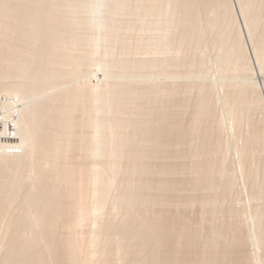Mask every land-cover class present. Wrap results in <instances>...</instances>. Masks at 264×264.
I'll return each mask as SVG.
<instances>
[{
	"label": "rangeland",
	"instance_id": "rangeland-1",
	"mask_svg": "<svg viewBox=\"0 0 264 264\" xmlns=\"http://www.w3.org/2000/svg\"><path fill=\"white\" fill-rule=\"evenodd\" d=\"M208 1L204 5L202 0H0V16L3 18L6 6L8 13L9 7L11 10V6H15L19 10L23 5L22 8L29 5L27 9L37 8V12L39 9L45 13H38L41 16L36 15V19L31 16L30 20L23 18L24 25L18 22L20 16L18 10L14 15V8L13 12L10 11L13 15L9 13L13 18L7 14L2 22L0 17V36L3 41L7 39L5 44L0 43L2 53L8 46V38L12 37L8 29L13 30L17 21L16 29L20 30L22 26L21 29L26 31L16 30L17 33L32 34L27 33V38L22 35L21 39L18 38L20 40L14 38L17 43L14 44L12 40L17 33L13 30L15 35L10 45L14 44L16 49L17 41L21 43L23 40L22 45L26 44L23 45L26 48L21 50L29 47L31 52L36 50L40 55L48 53L54 56L53 62L50 61L52 64L48 61L50 66L44 57L38 59L40 63H47V72L53 70L48 76L46 74L43 82L40 81L42 84L26 70H37V66L41 68L43 64L37 65L34 60L37 54H32L35 56L31 59L32 69L26 60L29 58H23L26 56L24 49V52L18 51L24 53L23 56L16 55V51L13 58L20 57L24 65L28 61L30 69L25 68L26 72L20 76L15 74L17 78L10 74H5L8 77L0 76L4 80L0 79V107L3 106L0 114L8 115L13 110V123L18 119L13 124L15 134L12 139L18 144L14 148H1L0 144V170L8 167L4 164L11 163L8 158L15 157L21 161L25 154L31 157V153H27L29 141L43 134L38 131L36 134L33 132L32 137L22 136L28 126L23 127L21 112L27 113L46 103L60 107L66 105L67 108L69 104L66 103L72 102L73 108L76 103L66 92L74 87H91L94 91L90 90L95 92L94 100L91 99L94 106L90 100L87 108L82 105L81 110L80 105H75L74 108L80 111L73 108L75 111L68 113L77 117L74 125V120L72 125L68 122V127L73 126L71 129L62 131V128L55 127L63 132L57 131L59 136H67L66 139L63 135V142L68 140L70 131L69 140L78 138L80 141L88 135L91 141L85 140L84 136L85 142L77 139V143L87 144L86 147L83 144L86 149L90 145L92 150L84 151L79 149V145V151L72 147L74 150L67 152L70 144L63 143L62 146L67 145L68 149L59 151L58 143L54 144V139L59 136L55 134L53 139H48L49 144L54 142L49 147H56L60 153L64 150L69 153L64 154L67 155L66 164L74 167V171L80 170L79 166L82 164L84 167L85 163H90L89 167L86 164L88 169L84 168L86 172L92 169L91 177L87 175L89 172L85 175L87 180L82 175L83 168L82 172L78 170V174L73 172V179L81 172L79 177L91 183L90 189L81 179L85 188L90 189H86L85 197L91 192L90 198L84 197L88 204L84 200L82 203L88 207L82 205L77 210L82 215L80 209L87 208L84 216L75 217L80 219L75 223L81 225L72 224L73 227L69 224L68 227L77 226L72 229L76 235H72L82 238L85 245H79L82 250L81 247L80 250L78 246L76 248L79 253L85 249L83 257H88L85 263V257L78 259L75 250L73 262L77 259L84 264H188L190 260L203 258L204 261L217 260L222 264H264V0ZM5 22L11 27L8 25L10 28L5 29ZM1 23H5V32H2ZM8 47L13 48L12 45ZM7 53L10 55L11 51ZM29 53L27 56L32 58ZM21 59L12 60V64L20 62L23 66ZM24 75L32 79L24 80L21 77ZM20 82L25 84L20 85ZM17 83L22 91L17 88ZM82 100L78 103L82 104L86 99ZM90 106L93 110L91 119L89 112L85 117L89 115L92 123L85 122L89 127H81L79 125L83 123H79L78 117L85 119L84 112L83 115L80 113L85 109V112L87 109L91 111ZM39 122L37 126L44 125ZM30 125L29 131L26 129L28 133L30 129L35 131L34 128H39L32 123ZM24 137L27 141L21 142ZM55 150L48 154L36 152L32 158L26 155L32 161L25 159L24 162H29L32 168L29 165V170L25 169L26 166L20 167L16 170L19 173H14L18 179L13 176L12 180L16 183L26 179V182L21 180L13 186L10 182L13 174L9 173L10 178H5L10 183L9 187H14V196L12 191V198L10 194L8 197L2 194L9 198L10 205L6 206L4 216H0V264H61L65 260L62 246L65 237L70 238L66 234L71 230L66 228L67 221L74 223L71 220L75 218L71 216L77 214L76 208L75 213L69 207V211L64 208L69 215L66 211L56 213L57 216L61 214L60 219L56 214L52 215L57 222L52 217L49 226L51 220L45 224L41 219L37 221V217L39 223L35 221L36 208L28 197L30 189L33 187V192V185L37 183L34 182L36 165H44L42 169L48 175L53 164L61 160L64 152L57 154ZM54 151L59 158L57 161L53 157ZM65 158L62 163L66 162ZM77 163L80 165L75 167ZM12 167L14 165L10 167L14 172ZM23 169L28 174L22 177ZM80 178L78 182L81 183ZM42 180L45 179L39 181ZM63 213L66 216L62 219ZM52 224L57 225L53 228ZM151 224H162L168 231L164 236L158 235L149 228ZM45 227L50 229L45 230ZM180 228L194 235L193 243L188 244L183 234L176 231ZM70 257L68 255L67 259ZM67 259L66 262L69 261Z\"/></svg>",
	"mask_w": 264,
	"mask_h": 264
},
{
	"label": "bare ground",
	"instance_id": "bare-ground-1",
	"mask_svg": "<svg viewBox=\"0 0 264 264\" xmlns=\"http://www.w3.org/2000/svg\"><path fill=\"white\" fill-rule=\"evenodd\" d=\"M7 1H10V0H7ZM211 1H212V0H211ZM184 2H185V1H184ZM188 2H189V1H188ZM188 2H187V3H188ZM191 2H192V0H191ZM202 2H205L204 5H206V2L209 3L210 1H208V0H207V1L202 0ZM0 3H1V2H0ZM11 3H12V2H11ZM212 3H213V2H212ZM188 4H189V3H188ZM188 4H187V6H188ZM190 4H191V3H190ZM201 4H202V3H201ZM210 4H211V3H210ZM1 5H2V4H1ZM220 5H221V4H220ZM2 6H4V5H2ZM8 6H9V5H8ZM10 6H11V5H10ZM23 6H24V5H23ZM23 6H22V7H23ZM38 6H40V5H38ZM191 6H192V5H191ZM6 7H7V6H6ZM6 7H4V8L6 9V12H5V9L3 10V11L6 13V16H8L9 13H11L10 11L13 12V10H14V12H13L14 15L16 16L17 13H18L20 17H19V16H17V17H19L20 19H22V20H20L19 18H18L19 20L17 19L18 22H19L20 24L22 23L23 18H24L25 20H27L26 18L29 19V17L31 16V18L36 19L38 16H41V15H39L38 13H40V14H45V13L39 12V9H38V12H37V11H36L37 8H36V9L31 8V9H33V10H35V11L37 12L36 14H34L35 11L30 12V11H32V10H31V9L29 10V9L26 8V7H29V5H28V6H25V8L20 7L21 9L19 8V10H18V9H15V6H11V7H12L11 10H10V7H9V13L7 12L8 9H7ZM17 7H19V6H16V8H17ZM205 7H206V6H205ZM223 7H224V6H223ZM13 8H14V9H13ZM29 8H30V7H29ZM39 8L41 9L42 7H39ZM49 8H50V7H49ZM190 8H191V7H190ZM190 8H189V9H190ZM12 9H13V10H12ZM0 10L2 11V9H0ZM17 10H18V11H17ZM1 11H0V12H1ZM16 11H17V13H16ZM40 11H41V10H40ZM143 11H144V10H143ZM186 11H187V10H186ZM191 11H192V9H191ZM191 11H190V12H191ZM4 12H3V13H4ZM53 12H54V11H53ZM158 12H159V11H158ZM5 13H4V14H5ZM13 13H11V14L13 15ZM31 13L33 14L34 17L32 16ZM1 14H2V13H1ZM7 14H8V15H7ZM11 14H10L9 16H11V18H13ZM2 15H3V14H2ZM36 15H38V16H36ZM3 16H4V15H3ZM6 16H5V17H6ZM15 16H14V17H15ZM35 16H36V17H35ZM42 16H43V15H42ZM0 17H2V16H0ZM5 17H4V18H5ZM4 18L2 17V19H1V20H3L2 22H4V20H6V18H5V19H4ZM9 19H10V18H9ZM29 20H30V19H29ZM9 21H10V20H9ZM11 21H12V20H11ZM13 21L15 22V19H13ZM13 21H12V25H11L12 28H13V25H14V24H13V23H14ZM20 21H21V22H20ZM52 21H53V19H52ZM6 22H7V21H6ZM6 22H5V23H6ZM18 22H17V21L15 22V25H14L15 28H13V30H15L14 32H16V30H19V29H16V24H17ZM5 23H4L3 25H2V23H1V25H2V32H3V31L5 32V30L3 29V26H5ZM32 23H33V22H32ZM20 24H19V25H20ZM22 24L24 25V23H22ZM33 24H34V23H33ZM35 24H36V23H35ZM8 25H9V24H8ZM8 25H7V23H6V26H5L4 28H5V29H6V28L8 29V28L11 27L10 25H9L10 27H7ZM30 25H31V23H30ZM36 25H37V24H36ZM17 26H18V25H17ZM25 26H26V25H25ZM32 26H33V25H32ZM18 27H20V26H18ZM21 27H22V26H21ZM21 27H20V30L23 31L24 29H21ZM29 27H30V26H28V28H29ZM34 27H35V25L33 26V28H34ZM40 27H41V26H40ZM191 27H193V26H191ZM26 28H27V27H26ZM33 28H32V29H33ZM32 29H31V30H32ZM36 29H37V28H36ZM40 29H41V28H40ZM40 29H39V33H41ZM8 30L11 32L10 35H12V37H13V36L15 35L14 33H12L13 30H12L11 28L8 29ZM11 30H12V31H11ZM20 30H19V31H20ZM44 30H47V29H44ZM50 30H51V29H50ZM6 31H7V30H6ZM9 31L6 32V33H7V36H8V34H9ZM22 31H21V32H22ZM27 31H28V30H27ZM32 31H34V30H32ZM32 31H31V32H32ZM42 31H43V30H42ZM2 32H1V34H2ZM21 32H20V33H21ZM23 32H26V31L24 30ZM47 32L50 34L49 30H48ZM186 32H187V31H186ZM16 33H17V32H16ZM27 33H28V32H27ZM27 33H26L25 35H23V34H19V32H18L17 35H19V37L16 38L17 35L14 36V37H13V40H12V37H11V36H10L11 38H8L7 36H4L5 33H3V36H4L5 38H8V39L10 40V41L8 42L9 44L7 43V45H8V46H11V45H12L13 48L11 49V47H8V46L6 47V46H5V47L8 49V53L11 51L10 55L7 53V49H6V48H4L5 51L3 50V51L5 52L4 54H3L2 51H1L2 49L0 50V51H1V52H0V76L2 77V75L10 74V75H12L13 77L16 76L15 78H17V75H18V74H19L18 76H20V75L24 74V72L27 71V73L29 72L28 75L30 74V76L34 74L33 78H34V79H37L38 82L40 83L41 80H42V82L45 80V78L48 76V73L50 74V73L53 71V70H51V72H47V71H49V70H47V68H48V66H50V63H51L50 61L53 62L52 59L54 58V56H52V54H48V53L45 54L44 52H43L44 55H42V54L40 55V51H37V52L39 53V54H38V53H36V50L33 51V52H31L32 50H31V48L29 49L28 45H27V47H28L27 50L23 48L24 50H26V52H24L23 49L21 50L22 47H25V48H26V46H23V45H26V44H23V45H22L23 40H22L21 43H20V41H17V42H19V45H18V46H21V47H19V48H20V49H19L18 46L16 45L17 48L15 49V46H13V45H14V44H17V43H15L16 41H14V38H15V40H17L18 38L21 39L22 35H23V37L25 36V37L27 38V37H29V36H26ZM45 33H46V32H45ZM53 33H54V32H53ZM13 34H14V35H13ZM28 34H30V33H28ZM31 34H32V33H31ZM31 34H30V35H31ZM34 34H35V33H34ZM46 34H47V33H46ZM51 34H52V33H51ZM187 34H188V33H187ZM3 36H2V37H3ZM34 36H35V35H33V37H34ZM42 36H43V35H42ZM44 36H45L44 38H46V35H45V34H44ZM50 36H51V35H50ZM47 37H48V36H47ZM0 38H1V36H0ZM31 38H32V37H31ZM44 38H43V39H44ZM56 38H57V37H56ZM56 38H54V39H56ZM1 39H2V38H1ZM20 39H18V40H20ZM29 39H30V38H29ZM49 39H50V37H49ZM6 40H7V39H5L4 41L7 42ZM11 40H12V43L14 42V44H11V45H10ZM46 40H47V38H46ZM56 40H57V39H56ZM4 41H3V39H2V40L0 41V43L3 42V43L5 44ZM52 41H53V39H52ZM26 42H27V41H26ZM29 42H30V40H29ZM48 42H49V41H48ZM4 44H3V45H4ZM20 44H21V45H20ZM0 45H1V44H0ZM49 45H50V44H49ZM1 46H2V45H1ZM29 46H30V45H29ZM3 47H4V46H3ZM3 47H2V48H3ZM46 47H47V46H46ZM0 48H1V47H0ZM9 48H10L11 50H10ZM13 49H14L15 51H14ZM17 49H19V50H17ZM33 49H34V48H33ZM46 49H47V48H46ZM12 50H13V51H12ZM20 50H21V52H24L25 55H26V56L24 55L25 57H23V58H25V59H26L27 57L29 58V59H26V60H28V61L30 62V64H31V62L33 61V60H31V59H34V57L36 56L37 59H36V57H35L34 60H35L36 62H38L37 65L43 64V66L45 67V69H44V67L38 68V66H37V70H32V69H33V68H32L33 65L31 64L32 66H31V65H30V66H31V68H32V69H31L32 71H30V70H28V69L26 70L25 68H29V69H30V66H29V67L27 66L29 62L27 61V62H28V63H27V62L25 61L26 64L24 65V61L22 62V59H21L20 57H17V58H18L19 60L21 59V62L23 63V66L20 64V62H18L19 64H18V63H17V64H18L19 66H22V67H19L18 65H16V63H14L15 65L12 64V60H14V62H15V61H18L17 58H13V57L15 56L16 51H17V54H16V55H18V56H21V55H22V56H23L24 53H21V52L18 53V51H20ZM40 50H41V49H40ZM48 50H49V49H48ZM44 51H46V50H44ZM49 51H50V50H49ZM12 52H13V53H12ZM27 52H28V53L30 52L29 54H31V55H32V54H34V55L37 54V55H35V56L32 55L33 57L31 58V57L27 56ZM6 53H7L8 55H6ZM41 53H42V52H41ZM1 54H3V55H1ZM31 55H30V56H31ZM11 56H12V58H11ZM41 56L45 58V59H44V60H46L45 62H48V61H49L50 63L48 62L49 64H47V63H44V61L40 63V61H39L38 59H39V57H41ZM15 57H16V56H15ZM15 59H17V60H15ZM25 59H23V60H25ZM37 60H38V61H37ZM41 60H42V59H41ZM55 60H56V59H55ZM39 63H40V64H39ZM46 64H47L48 66H47ZM51 64H52V63H51ZM45 65H46V66H45ZM24 66H27V67H24ZM34 66H36V65H34ZM39 67H40V66H39ZM35 68H36V67H35ZM35 68H34V69H35ZM49 69H50V68H49ZM59 69H60V68H59ZM25 70H26V71H25ZM34 71H35V72H34ZM32 72H33V73H32ZM31 73H32V74H31ZM15 74H17V75H15ZM25 74H26V73H25ZM46 74H47V76H46ZM28 75H27V76H28ZM5 76H6V75H5ZM30 76H28V77H30ZM3 77H4V76H3ZM6 77H8V76H6ZM9 77H10V76H9ZM21 77H22V78L24 77V78H23L24 80L28 78V77L26 78V75L21 76ZM4 78H5V77H4ZM22 78H19V80L21 79V81H22V80H23ZM30 78L32 79V77H30ZM0 79H1L2 81H4L3 78H0ZM35 81H36V80H35ZM51 81H52V80H51ZM0 82H1V81H0ZM25 82H26V81H25ZM25 82H20L19 84L21 85V83H22V85H23V84H25ZM33 82H34V81H33ZM42 82H41L40 84H42ZM34 83L37 84L36 82H34ZM39 83H38V84H39ZM1 84H2V83H1ZM17 84H18V83H17ZM19 84L17 85V88H21V91H22V87H18ZM35 84H34V85H35ZM45 85H46V84H45ZM1 86H2V85H1ZM5 86H7V85H5ZM24 86H25V85H24ZM24 86H23V88H24L23 90H26V88H25ZM26 87H27V86H26ZM7 88H8V87H7ZM17 88H16V89H17ZM77 88H78V89H77ZM77 88L74 87L73 90H72V89H71V91L69 90L70 92H68V91L66 92V93H67V96H68V97H71V98L73 99V101L76 103V104L73 103V104H74V105H73V108H74L75 105H78L77 107H79V105H80V107H81L82 105L85 106L86 104H87V105H88V104L90 105V103H88V102H90L91 99L95 98V95H94L95 92H94V93L92 92V91H94V89L91 88V87H89V88L87 87L89 90H88L87 88H86V89H87V90H86V89L83 88V87H82L83 89H82L81 87H77ZM80 88H81V89H80ZM1 89H2V88H1ZM90 89H91V90L93 89V90L91 91ZM19 91H20V90L18 89V92H19ZM21 91H20V93H21ZM5 92L7 93V91H5ZM15 92H16V94H20V93H17V91H15ZM15 92H14V93H15ZM23 92H24V91H23ZM6 93H5V94H6ZM66 93H65V94H66ZM68 93H69V94H68ZM100 93H101V92H100ZM6 95H7V94H6ZM12 95H13V94H12ZM23 96H24V95H23ZM67 96H66V97H67ZM93 96H94V97H93ZM11 97H12V96H11ZM68 97H67V98H68ZM63 98H64V97H63ZM71 98H68V99H71ZM75 98H76V99H75ZM78 98H80V99H78ZM84 98H85L86 100L88 99L89 101L86 102V100H85V102H86V103H85V102L83 101ZM12 99H13V98H12ZM64 99H65V98H64ZM68 99H66V100L68 101ZM72 99H71V100H72ZM74 99H75V100L78 99L79 101L76 102ZM82 99H83V100H82ZM66 100H65L64 102H67ZM71 100H69V101H71ZM80 100H82V102H84L85 104H84V103L79 104V103H80ZM93 100H94V99H93ZM0 102H1V101H0ZM78 102H79V103H78ZM91 102H93V101L91 100ZM10 103H12V102H10ZM71 103H72V102H71ZM71 103L69 102V103H66V104H67V105H68V104L70 105ZM60 104H61V103H60ZM91 104H92V103H91ZM12 105H13V103H12ZM15 105H16V104H15ZM37 105H38V104H37ZM64 105H65V103H64ZM69 105H68L67 108H66V107H65L66 105H65L64 107H63V105H62V107H60V106H55L53 103H52V104H51V103H46V104H42V105H40L41 107H40V106H37L36 109H34V108H35V107H34L33 109H31V110L28 111L27 113H23V114H22V112H21V116H20L21 119H20V117H18V118L22 121V123H23V127H25V126L27 125L28 128H30L29 126H31V125H30L31 123H32V125H33V124L36 125V123L39 122L38 119L41 120V121L39 122V124L42 123V124H44V125H46V126H44V125L41 126V125H40V127H39V126H37V125H38V124H37L36 126L39 127V128L36 129V128H34V127H36V126H33V128H34L35 131H33V130L30 129L31 132H29V133L26 131V129H28V128H27V127H26V129L24 128V134L22 133V134H23L22 136H26V137H27V135H30V137H32V136H33V132H34V134H36L38 131H39V133H41V134L43 133V134H42L43 136H42V135L39 136V137L37 136L38 138L35 137L36 140L34 139V137H32V141H29V142H31V144H29V146H28L30 149L28 150L27 153H31V157L29 156L30 154H29V155L25 154V158H22V160L24 159L23 161H22V160L20 161L19 158L16 159L15 157H14V158L12 157V158H10V159L8 158L9 161L11 160V161H10L11 163H9V161L6 160L7 163H9V165L12 164V165H10V167L14 165L15 168L12 167L13 169H15L14 172H13V170L9 167L8 164H7V165L4 164L5 166H8V167H9L8 171H7V169H6V168H8V167H5V170H3V169H4V168H3L4 165H3V167H2L3 169L0 170V172H2V173H0V174H1V175H0V176H1V177H0V178H1V179H0V197H1V199H0V216H2V217L4 216L3 214L5 213V210L7 209L6 206H7V205H10V204H9V201H8L9 198H7V197H8V194L11 195V193L13 192V189H14V187H12V188L9 187L10 183H8V179H6L7 182L5 181V178H6L7 176L9 177V175H10L9 173H11V175L13 174L12 177H11L12 179L9 177L10 180H11L10 182H12V180H14V179H13V176H16V178H15V177H14V178H15V179H18V178H17L18 175H15V174H16L17 172L19 173V171L16 172V170H20V167L24 168L25 166H26V167H25V169H26V168H27V165H29V162H27L28 164L24 162V161H26L25 159H28L29 161H32V159L30 160V158L34 157L36 152H37V154H42V153H43V154H48L47 152H49V151L51 152L52 150H55L56 147H55V148L52 147V146H53L52 144H53L54 142H52V144L50 143L52 146L49 147V145H50V144H49L50 140H48V139H51L55 134H56V135H55L56 137H57V135L59 136L60 133H61L62 131H64L66 128H68V129L70 128V129H71L73 126L68 127V122H69V121H70L69 124H71L72 122H73V125H74V122L77 123V121H76V120H77V117L71 116V115H73V114H70V115L68 114V113H71L70 110L73 111L76 107L73 109V108H72V104H71L70 106H69ZM87 105H86V107H83V108H87V107H88ZM93 106H94V102H93ZM1 107H3V106H1ZM1 107H0V108H1ZM12 107H13V106H12ZM38 107L40 108V110H38ZM70 107H71V108H70ZM201 107H202V106H201ZM61 108H63L64 110L61 109ZM83 108L81 107L80 109L83 110ZM89 108L91 109V106H90ZM92 108H94V107H92ZM66 109H68V110H66ZM76 109H77V112L80 111V110H78V108H76ZM76 109H75V110H76ZM4 110H5V109H4ZM53 110H54V111H53ZM65 110L67 111V113H66ZM75 110H74V111H75ZM159 110H160V109H159ZM14 111H15V110H14ZM44 111H45V112H44ZM48 111H49V112H48ZM52 111H53V112H52ZM68 111H69V112H68ZM85 111H86V109H85ZM85 111H81L80 114L83 115V112H84V118H85V119H88L89 115H88V117H85V116H87V114L91 113V114H90V117H89V119H91V116H92V112H93V110L91 109V111H89V109H87V112H85ZM12 112H13V110H12L11 112L8 113L9 116L6 115V114H5V115H1V114H0V144H1V148H14V147L18 144V143L16 144V143L13 142V140H12V139H14V134H15V132L13 133V130H14V125H13V124H16V121L18 120V119H16V120L14 121V123H13V119H12V117H13L14 112H13V113H12ZM15 112H16V111H15ZM47 112L50 113V114H49L50 116L47 115V114H48ZM51 112H52V113H51ZM88 112H89V113H88ZM0 113H1V112H0ZM72 113H73V112H72ZM85 113H87V114H85ZM67 115L70 116V117H68ZM159 116H160V115H159ZM200 116H201V115H200ZM72 117H74V118L72 119ZM70 118H71V120H70ZM81 118H82V119H81ZM75 119H76V120H75ZM78 119H80L79 123H83V124H84L85 122H88V123L90 122V123H92L91 120H89V119H88L89 121H86L85 119H83V116H80V118L78 117ZM35 120L38 121V122H36ZM72 120H74V121H72ZM83 120H84V122H81V121H83ZM30 121H31V123H30ZM32 121H33V122L35 121V122L33 123ZM71 121H72V122H71ZM28 122H29L30 124H28ZM44 122H45V123H44ZM47 123H49V124L47 125ZM88 123H87V124H88ZM90 123H89V124H90ZM53 124H54V126H53ZM83 124H80L79 126L84 127L85 125H87V124H84V125H83ZM21 125H22V124H21ZM50 125H52L54 128H55V127H57V128L60 127V129L62 128V131H61L60 129L58 130L57 128H55L54 131H51V130H52L51 128H53V127H51ZM71 125H72V124H71ZM47 126H48V128L50 127V129H48ZM75 126H76V125H75ZM20 127H22V126H20ZM23 127H22V128H23ZM43 127H44V128H43ZM45 127H46V128H45ZM86 127H89V125H87ZM86 127H85V128H86ZM141 127H142V126H141ZM68 129H67V130H68ZM55 130H56V131H55ZM28 131H29V129H28ZM57 131H59L60 133L58 132L59 134H57ZM65 131H66V130H65ZM69 131H70V130H69ZM69 131H68V132H69ZM19 132H20V131H19ZM51 132H54V133H51ZM70 132H71V131H70ZM70 132H69L70 136H68L69 138L71 137V133H70ZM27 133H28V134H27ZM39 133H38V134H39ZM50 133H51L52 135H51ZM62 133H63V132H62ZM64 133H65V132H64ZM78 133H79V132H78ZM153 133H154V132H153ZM208 133H209V132H208ZM66 134H67V133H66ZM216 134H217V133H216ZM31 135H32V136H31ZM50 135H51V136H50ZM63 135L65 136V134H62L61 136H59V138L57 137L59 140H61L62 143H60V141H59L57 138L54 139V140H55V143H54V144H56V143L59 144V143H60L59 147H58V144H56V145H57V148L59 149V151H61V150H63V149H66L67 145H66V147L62 146V145H64V144H66V143H67V144H68V143L70 144V145H69V146H70L69 150H67L68 147H67V149H66L67 152H70L71 150L73 151L74 149H77V148L79 147V145L81 144V143H77V142L79 141L78 138H77L78 141H77V139H75L76 141H74V138H71V139H73V141H74V142H73V141L71 142V141H70L71 139L69 140V138H68V140H66L67 142H66V141L63 142L62 139L65 140V139H64L65 137H66V139H67V136L64 137ZM20 136H21V135H20ZM35 136H36V135H35ZM84 136H85V137H88V138H85ZM84 136H83V137H84L85 140H87V139L90 138L88 135H84ZM26 137H24V139H23V140H20V141L23 142V141L26 139ZM28 137H29V136H28ZM30 137H29V138H30ZM48 137H49V138H48ZM50 137H51V138H50ZM62 137H64V138H62ZM83 137H82V138H83ZM133 137H134V136H133ZM18 138H19V137H18ZM20 138H21V137H20ZM79 138H81V136H80ZM82 138L80 139L79 142H81V140H83V141L85 142V140L82 139ZM260 138H261V137H260ZM1 139H2V140H1ZM52 139H53V138H52ZM29 140H30V139H29ZM56 140H58V141L56 142ZM25 141H27V140H25ZM25 141H24V142H25ZM68 141H70L71 143L68 142ZM83 141H82V142H83ZM89 141H91V139H89ZM89 141H88V142H89ZM63 143H64V144H63ZM72 143H73V144H72ZM86 143H87V142H86ZM210 143H211V142H210ZM71 144H72L73 146H72ZM83 144H84V143H83ZM83 144H82V145H83ZM56 145H55V146H56ZM75 145H76V146H75ZM82 145H80L79 149H81V148H82L83 150H84V149H85V150H89V149H91V148H89V147H91L89 144H88V145H89V146H88L89 149H88V148H87V149L84 148V145H85V144H84L83 146H82ZM86 145H87V144H86ZM86 145H85V147H86ZM47 146H48V147H47ZM74 146H75L76 148H75ZM77 146H78V147H77ZM81 146H82V147H81ZM126 146H127V145H126ZM72 147H73L74 149H73ZM47 148H51L52 150H49V149H48V150H49V151H48ZM58 149H57V151L55 150V151L57 152V154L60 153V152L58 151ZM46 150H47V151H46ZM66 150H64V151H66ZM77 150H78V149H77ZM85 150H84V151H85ZM91 150H92V149H91ZM139 150H140V149H139ZM45 151H46V153H44ZM55 151H54V152H55ZM64 151H63V152H64ZM78 151H79V150H78ZM93 151H94V150H93ZM135 151H136V150H135ZM54 152H53V153H54ZM56 152H55V154H54V156H53L54 158L56 157ZM63 152H61V153H63ZM89 152H91V151H89ZM133 152H134V151H133ZM8 153L10 154V152H8ZM8 153H7V154H8ZM61 153H60V154H61ZM135 153H136V152H135ZM32 154H34V156H33ZM37 154H36V155H37ZM64 154H69V153H65V152H64L63 154H61V155H62V158H61L60 155H59V157H60L61 160H63V159L65 158V156H67V155H64ZM87 154H88V153H87ZM1 155H2V154H1ZM26 155H27V157L29 156L30 158H26ZM44 156H45V155H44ZM63 156H64V158H63ZM91 156H92V155H91ZM85 157H86V156H85ZM56 158H57V159H56V161H57L59 158H58V157H56ZM69 158H70V157H69ZM20 159H21V158H20ZM35 159H36V158H35ZM28 160H27V161H28ZM61 160H60L59 162L55 163V164L60 163ZM65 160H66V158H65ZM153 160H154V159H153ZM4 161H5V160H4ZM38 161H39V160H38ZM56 161H55V162H56ZM211 161H212V160H211ZM23 162H24L25 164H24ZM33 162H34V161H33ZM63 162H64V161H63ZM30 163H31V162H30ZM41 163H42V162H41ZM61 163H62V162H61ZM66 163H68L67 160H66L65 163H62V164H59V165H55V164H53V165H54L53 168H54L55 170L52 168V170H51V171H52V172H51L52 174H51V173L48 174L50 177H49L48 175H45L46 173H44L45 171L42 169V167H43L44 165L42 166V165L40 164L41 167H39V166H40L39 164L36 165L37 167L34 166V167L36 168V171L34 170V171L36 172V173H35V176H37V177H35V179H34V178H33V179H34V182H37V183H35V185L31 184V185H33V186L35 187V190H34L33 192H31V190L33 189V187L31 186V187H32V188L30 189V193H31V194L29 193L30 195H28V197H29V200H30L31 205L33 204V206L36 208V209L34 210V211H36V215H35V213H34V216H35V218H36L35 221L37 220V217H38V220H37V221H39V219H41L40 221H43L44 223L46 222L45 224L49 223L50 220H51V222L48 224V225L50 226V224L52 223V217H53L52 215H54V214H56V213L58 214L59 212L61 213V212L66 211L64 208H66L68 211H69V209L71 208L70 211H72V213H73V210L76 208L75 210H76V213H77V212H79V211H77V210L83 205L82 203H83L84 201H85L84 203L88 204L87 202H89V201L86 202V200H84V197H85V195H86V191H87L86 189H89V188H90V186H91L90 184H91V183H90V184H89V183H86V181L84 180V178H82V177L80 178L79 176H80L82 173H84V174H82V175H84L83 177H85V175H86L88 172H89V173H88L87 175H88V176L91 175V173H90V172L92 171L91 168H89V170H90V169H91V170H90V171L88 170L87 172H86V170L84 169V168H87V169H88V167L90 166V163H89V164L85 163L84 167H83V166L81 167L82 164H81V165L79 164L80 166L78 165V163L76 164L75 167H78V166H79L81 169L83 168V169L85 170V171L82 172V170L80 169L82 173L80 172V175H79V176H76V175L74 176V178H76L77 181H75L76 179H73V175H74L73 172L75 173L76 170L74 171V169H73L74 167H71V166H69V165L66 164ZM70 163L73 164V162H69V164H70ZM109 163H110V162H109ZM1 164H2V163H1ZM1 164H0V165H1ZM51 164H52V163H51ZM64 164H65V165H64ZM72 164H71V165H72ZM86 164L88 165V167H86V166H87ZM157 164H158V163H157ZM73 165H74V164H73ZM77 165H78V166H77ZM29 166H30L29 168H32L31 165H29ZM50 166H51V165H50ZM16 167H17V168H16ZM34 167H33V169H34ZM91 167H92V166H91ZM18 168H19V169H18ZM22 168H21V169H22ZM212 168H213V167H212ZM0 169H1V168H0ZM27 169H28V168H27ZM33 169H32V170H33ZM28 170H29V169H28ZM28 170H27V171H28ZM32 170H31V171H32ZM78 170H79V169L77 168V171H76L77 174H78ZM80 170H79V171H80ZM94 170H95V169H94ZM3 171H5V172H3ZM9 171H10V172H9ZM11 171H12V172H11ZM23 171H25V170L23 169L21 172H23ZM55 171H56V172H55ZM6 172H7L8 175H6ZM85 172H86V173H85ZM220 172H221V171H220ZM14 173H15V174H14ZM18 173H17V174H18ZM43 173H44V174H43ZM54 173H56V174H54ZM20 174H21V173H20ZM23 174H24V176H26L28 173L26 174V173L23 172V173L21 174V176H22ZM29 174H30V173H29ZM53 174H54V175H53ZM52 175L54 176L53 178H51ZM8 177H7V178H8ZM22 177H23V176H22ZM41 177H42L43 179H45V180H42L43 182H42V181H39V180L42 179ZM89 177H91V176H89ZM226 177H227V176H226ZM2 178H4V180H3ZM54 178H55V179H54ZM78 178H80V180L83 179L84 182L86 183L87 187L90 185L89 188H85L86 185L83 184L82 180H81V183H80V181L78 182ZM87 178H88V177H87ZM28 179H30V178H28ZM50 179H51V180H50ZM85 179H86V177H85ZM90 179H91V178H90ZM219 179H220V178H219ZM21 180L23 181L24 179H20V180H18L17 182L20 183ZM25 180H26V179H25ZM25 180H24V182L27 181V180H26V181H25ZM35 180H36V181H35ZM72 180H74V182H75L76 184H75ZM86 180H87V179H86ZM103 180H104V179H103ZM17 182L15 183V181H14V183L12 182L13 184H12V183H11V184H12L13 186H14V184L18 185ZM24 182H21V183H24ZM89 182H91V181L89 180ZM193 182H194V181H193ZM207 182H208V181H207ZM32 183H33V182H32ZM171 183H172V182H171ZM202 183H203V182H202ZM205 183H206V182H205ZM25 184H26V183H25ZM206 184H208V183H206ZM16 185H15V187H16ZM23 185H24V184H23ZM29 185H30V184H29ZM84 185H85V186H84ZM227 185H228V184H227ZM25 186H26V185H25ZM197 186H198V185H197ZM209 186H210V185H209ZM9 188H10V189H9ZM11 189H12V190H11ZM28 189H29V188H28ZM28 189H27V190H28ZM90 189H91V188H90ZM90 189H89V190H90ZM145 189H146V188H145ZM8 191H10V193H9ZM11 191H12V192H11ZM88 192H90V191H88ZM2 194H3V195L5 194L7 197H6V196H3ZM87 194H89V196L87 195V198H90V194H91V192H90V193H87ZM1 195H2V196H1ZM10 195H9V196H10ZM16 195H17V194H16ZM13 196H14V192H13ZM10 197L12 198V195H11ZM85 198H86V197H85ZM87 198H86V199H87ZM83 200H84V201H83ZM27 201H28V200H27ZM66 202H67V203H66ZM65 203H66V204H65ZM86 204H85V205H86ZM65 205H66V206H65ZM67 205H68V206H67ZM85 205H83V206H85ZM63 206H64V207H63ZM86 206L88 207V205H86ZM67 207H69V209H68ZM74 207H75V208H74ZM83 209H85V207H82V209H80V210H81L80 213H83L82 215L77 213V214H73V216H71V217H73V218L76 217V218H77L78 216H79V217H80V216H81V217L84 216V214L86 213V212H84V211H86L87 208H86L85 210H83ZM147 209H148V208H147ZM75 210H74V213H75ZM82 210H83V211H82ZM234 211H235V210H234ZM65 213H66V215H69V214H68L69 212L67 213V211H66ZM57 214H56L55 216H56L58 219H60V216H59V215H61L62 213L59 214L58 216H57ZM218 214H219V213H218ZM50 215H51V216H50ZM66 215H64V213H63V217L61 216V218L63 219L64 216H66ZM74 215H76V216H74ZM21 216H22V215H21ZM32 216H33V215H32ZM55 216L53 217V219L55 220L54 222H57ZM50 217H51V219H50ZM67 217H68V216H67ZM69 217H70V216H69ZM69 217H68V219H69ZM79 217H78V218H79ZM81 217H80V218H81ZM126 217H127V216H126ZM228 217H229V216H228ZM15 218H16V217H15ZM73 218H72V219H73ZM76 218L73 219V220H71V221H73L74 223H68L69 220L67 221V218H66V221H67L68 226H67V227L65 226V227L68 229L69 224H71V225H72V224H73V225H74V224H79V223H75V222H78V220H80V219H77V220H76ZM18 219H19V218H18ZM18 219H14V220L17 221ZM20 219H21V218H20ZM58 219H57V220H58ZM188 219H189V218H188ZM197 219H198V218H197ZM14 220H11V221H14ZM81 220H83V218H82ZM134 220H135V219H134ZM37 221H36V222H37ZM63 221H64V220H63ZM79 222H82V221H79ZM37 223H39V222H37ZM40 223H41V222H40ZM41 224H43V223H41ZM64 224H65V223H64ZM67 224H66V225H67ZM146 224H147V223H146ZM56 225H57V224H54V225L52 224L51 227L54 228V226L56 227ZM60 225H61V224H60ZM73 225H72V226H73ZM79 225H81V223H80ZM79 225H78V226H79ZM46 226H47V225H46ZM72 226H71V228H70L71 230L77 228L76 225H75V228H73L74 226H73V227H72ZM228 226H229V225H228ZM42 227H44V226H42ZM65 227H64V228H65ZM17 228H18V227H17ZM46 228H48V227H45L44 229L47 230ZM53 228H51V229H53ZM57 228H58V227H57ZM66 228H65L66 233H68V232L70 233V234H66V235H68V237L70 236V238H69V239H68V238L66 239L67 236L65 235V236H66V237H65L66 240L64 239V243H65V244H63V246L61 245V246L63 247L61 253L63 254V257L65 258V260H62V261L60 260V261H61L60 263H61V264H78V263H79V264H84L83 261L86 263V257H88V256L86 255V256H84L85 258L83 257V251H85V249L83 248L84 250H83L82 252L80 251V253H79V251H78V249L80 250V247L82 246L81 243H83V242H82L83 240L81 241L82 238L80 239V238H77V237L73 236V235L75 234V233H73L74 230L71 231L70 229H68V230H70V231L67 232ZM101 228H102V227H101ZM149 228H151L152 230H154V232H156L158 235H161V236H164V235L166 234V230H167V229H165V227H164L162 224H151V225L149 226ZM192 228H193V227H192ZM212 228H213V227H212ZM48 229H50V228H48ZM126 229H127V228H126ZM75 231H76V230H75ZM78 231H79V230H78ZM103 231H104V230H103ZM150 231H151V230H150ZM167 231H168V230H167ZM176 231H177V232H180L179 234H183V236H184V238H185V240H186V242H187L188 244H191V243L194 242L195 237H194V235H192V233H191V234H187L185 231H182L181 228H180V230H176ZM86 232H87V231H86ZM47 233H48V232H47ZM99 233H100V232H99ZM188 233H189V232H188ZM72 234H73V235H72ZM9 235H10V234H9ZM27 235H28V234H27ZM35 235H36V234H35ZM41 235H42V234H41ZM71 235H72L73 237H75V238H73ZM75 235H76V234H75ZM180 236H182V235H180ZM237 236H238V235H237ZM44 238H45V237H44ZM76 238H77V239H76ZM83 238H84V237H83ZM161 238H164V237H161ZM24 239H25V238H24ZM40 239H41V238H40ZM51 239H52V237H51ZM78 239H79V241H81L80 243H79V241L77 242ZM206 239H207V238H206ZM231 239H232V238H231ZM237 239H238V238H237ZM53 240H54V239H53ZM39 242H40V241H39ZM14 243H15V242H14ZM14 243H13V246H14ZM16 243H17V241H16ZM55 243H56V242H55ZM77 243H78V244H77ZM83 244H84V243H83ZM79 245H81V246L79 247ZM84 245H85V244H84ZM76 246H78V247H77L78 249L76 248ZM11 247H12V246H11ZM20 247H21V246H20ZM59 248H60V247H59ZM75 248H76V249H75ZM28 249H29V248H28ZM75 250L77 251V253H76ZM81 250H82V247H81ZM57 251H58V250H57ZM85 252H86V251H85ZM106 252H107V251H106ZM75 253H76L78 259H82L81 257L84 258L83 261H82V263L80 262L81 260H80V261H77V259H76V262H78V263L72 261V260H75V258H76V257L73 258V255L76 256ZM78 253H79V254H78ZM141 253H142V252H141ZM62 254H61V255H62ZM190 254H191V253H190ZM61 255H59V257H60ZM68 255H71L70 259H67ZM79 255H81V256H79ZM65 256H66V257H65ZM78 256H79V257H78ZM196 256H197V255H196ZM16 257H17V256H16ZM16 257H15V258H16ZM57 258H58V257H57ZM61 258H62V257H61ZM72 258H73V259H72ZM32 259H33V258H32ZM59 259H60V258H59ZM66 259H67V261H68V260H69V261L66 262ZM242 259H244V258H242ZM40 260H41V259H40ZM70 260H71V262H70ZM236 260H237V259H236ZM205 261H206V259H205ZM205 261L203 260V258H202V259H198V260H197V259H196V260H190V261L188 262V264H209V262H210V261H206V262H205ZM213 261H214V259H213ZM220 261H221V260H220ZM238 261H239V259H238ZM27 262H28V261H27ZM41 262H42V261H41ZM87 262H89V259L87 260ZM210 263H211V264H218L219 262H217V260H216L215 262H210ZM241 263H242V262H241ZM88 264H89V263H88ZM163 264H165V263L163 262ZM219 264H222V262H220ZM224 264H225V263H224ZM231 264H233V263H231Z\"/></svg>",
	"mask_w": 264,
	"mask_h": 264
}]
</instances>
